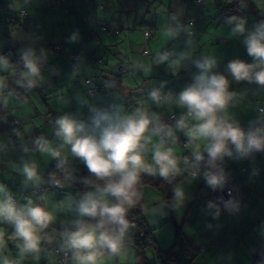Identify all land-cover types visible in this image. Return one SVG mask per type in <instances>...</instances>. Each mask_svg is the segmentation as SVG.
Segmentation results:
<instances>
[{"label":"clouds","instance_id":"9594fccd","mask_svg":"<svg viewBox=\"0 0 264 264\" xmlns=\"http://www.w3.org/2000/svg\"><path fill=\"white\" fill-rule=\"evenodd\" d=\"M31 3L32 0H11L9 7L22 13ZM245 8L247 0H238V9ZM225 24L230 26L227 36L239 39L252 58L251 63L239 58L230 60L226 66L228 75L217 71V56L197 53L193 34L179 14L169 17L164 31L173 40L186 37L184 47L157 52L151 65H131L132 75L148 74L153 66H164L173 75L191 71V82L178 93L167 88V81L152 86L146 93L147 100L157 109L170 113L181 110L173 123L167 122L160 111L145 108L143 99L129 112L123 103L101 105L88 92L74 96L80 108L87 110L86 116L64 112L51 121L55 145L43 133L26 138L16 128L6 139L0 138V157L17 146L27 157L13 165L26 189L38 191L45 183L36 161L31 159L32 153L55 161L59 177L55 173L48 177L53 187L81 186L75 195L60 201L61 209L66 206L75 217L60 226L59 249L69 264H102L104 256L128 254L134 227L129 212L139 203L137 186L142 176H157L173 185V195L165 207L179 211L190 197L177 183L178 177L187 174L194 180L203 178L213 190L223 188L229 175L223 164L226 158L240 160L264 153V108L247 130L229 112L245 98L232 88L233 82L264 88V20L249 27L244 16L232 15ZM80 38L78 31L73 32L68 43ZM49 57L48 49L41 47L38 51L33 46L20 49L15 61L0 54V120L7 119L10 106L23 104L21 94L42 88L59 75L55 66L49 67ZM80 65H73L69 80L80 76ZM105 86L115 88V82L109 81ZM178 130L191 148L183 158L173 151ZM76 159L85 165L88 175L77 174L72 166ZM207 204L209 208L217 207L213 201ZM223 205L230 212L240 209V201L235 198L223 200ZM0 223L10 226L9 239L20 258L39 261L42 245L53 239L48 229L55 218L46 206L44 194L38 193L36 200L27 196L21 203L6 184L0 183ZM7 247L8 240L0 232V264H18L5 254Z\"/></svg>","mask_w":264,"mask_h":264},{"label":"crops","instance_id":"0c3cea01","mask_svg":"<svg viewBox=\"0 0 264 264\" xmlns=\"http://www.w3.org/2000/svg\"><path fill=\"white\" fill-rule=\"evenodd\" d=\"M227 1L230 2L152 0L153 4H150V0H120L117 4L113 0H32L26 9L28 15L34 19V25L27 29L22 20L17 23L6 22V16L15 10L9 7L11 0H0V5L6 7V11L0 13V54L9 49L10 53L3 55L10 56L15 61L20 49L33 46L39 51L43 47L50 52L49 67L55 66L59 70V75L53 76L48 85L31 93L21 94L23 104L10 106L7 119L0 120V123L11 121L26 138L43 133L55 145L57 141L52 136L51 121L56 116L64 112H81L87 115V110L81 109L74 99L77 93H88L87 78H91L93 84L102 86L100 92L92 93L91 98L97 103H123L131 112L143 99L145 108L160 111L167 121L171 113L167 109H157L147 100L146 93L161 81H167V88L178 93L191 82V71H177L173 75L164 66H153L148 74L137 72L132 75L130 67L134 63L151 65L157 52L184 47L186 37L173 40L164 31L169 17L173 14H179L188 25L197 53L218 57L217 71L228 75L226 66L230 60L236 58L251 63L252 58L247 55L242 42L227 36L230 26L225 24L227 15L224 16L226 11L220 4ZM245 9L247 14L244 17L248 20L249 27L264 20V0H247ZM187 17L193 19V23H189ZM103 20L112 21L111 25L114 29H119L120 34L102 31L100 22ZM91 29L98 32L96 37H90ZM147 30L151 33L149 37L145 35ZM76 31L80 34V40L68 43V37ZM14 32L16 35H13ZM59 43H63L65 50L62 52L52 47ZM75 49L81 53V72L76 80H69L68 74L73 67L71 55ZM91 58H102L103 63L93 64ZM117 71L124 73L121 84L115 85V88H107L106 83L112 81L108 78ZM232 88L245 98L231 107L229 112L247 130L256 119L259 107H264V88L245 82H233ZM17 90L22 92L21 89ZM180 111L175 110L178 115ZM176 134L178 140L185 141L182 131L178 130ZM8 136L9 133L0 128V138L6 139ZM178 140L173 151L183 158L190 154L191 148L188 145L183 146ZM30 156L36 161L41 175L45 178L48 166L54 160L49 156L41 157L39 153H32ZM22 157L27 158L18 146L7 156L0 157V183L6 184L21 203L27 196L36 200L34 195L37 192L22 185L21 176L13 167ZM223 164L228 176L240 181L244 188L239 189L235 196L240 201L238 211L230 212L225 208L221 213L218 210L220 206L216 203L217 207L209 208L207 203L212 201L209 196L211 188L206 186L203 178L194 180L192 176L184 174L178 177L177 183L189 194L190 199L185 206L179 211L166 208L173 190L166 197L158 188L146 183L142 185L143 198L140 202L143 215L152 227L158 246L163 250L173 246L178 227L181 237L183 235L188 240H184L181 245L176 244L175 251L193 264H255L257 261L264 264V153L240 160L226 158ZM46 187L44 183L40 189L45 195L48 210L55 218L54 225L69 223L75 217L66 206L61 209L60 197L63 190L59 191L54 187L45 190ZM75 187L71 185L64 188L69 189V194L62 196L64 200L81 190ZM214 216H218V219ZM54 225L48 229L53 235L52 241L42 245L39 261H32L30 258L19 257L17 249L9 239L12 231L10 226L0 223V232L8 240L5 254L26 264H39L47 260L51 262L55 254L54 246L59 245L60 240V232H55ZM147 249H151L156 263L149 261ZM139 250V245L131 242L127 255L102 257V264H136ZM144 254L151 264H162L152 246L146 247ZM58 264L69 262L67 259Z\"/></svg>","mask_w":264,"mask_h":264},{"label":"trees","instance_id":"16d2710c","mask_svg":"<svg viewBox=\"0 0 264 264\" xmlns=\"http://www.w3.org/2000/svg\"><path fill=\"white\" fill-rule=\"evenodd\" d=\"M220 4H221V7L223 8V10L225 9V11H226L225 14H224V16L227 15L226 17L232 16V15L245 16L247 14V9H244L243 11H240L238 9V0H233L232 3L227 1V2H222ZM24 9L26 11V16L25 17H20L19 12L18 11H14V12H12V13H10V14H8L6 16V22L7 23H13V22L17 23L18 21L22 20L23 21L22 23L25 25V27L27 29H30V27H32L34 25V19L31 16L28 15L27 9L26 8H24ZM3 11H6V7L5 6L3 7V6L0 5V13H2ZM9 17H15V20H13L12 22H9ZM186 19H187V21L189 23H193V19H191L189 17H187ZM30 20L33 21V24L30 27H28L27 26V22H29ZM189 20H192V21H189ZM111 22L112 21H110V20L109 21L103 20V22H100V26H101L102 31H106L107 33L114 32L116 34H120V30L119 29H114V27L111 25ZM96 33H98V32L95 31L94 29H91L89 35H90V37H96ZM57 45H60V47L55 49V46H57ZM52 47H53L54 50H56L58 52H62V51L65 50L63 48V43L55 44ZM7 50H9V49H7ZM6 51H4V52H6ZM3 53H1V54H3ZM76 53L79 54V59H80V56H81L80 50H77V49L73 50L72 51V55H71L72 65H74L76 63V61L74 60V57H75ZM147 53H148V51H147ZM79 59H78V62H79ZM91 62L93 64H97V63L98 64H102L103 63V59L102 58H97V59L91 58ZM123 74L124 73L117 71L116 73H113V75L111 77H109L108 79L109 80L111 79L112 81H114L115 85H120L121 84V78H122ZM93 85H95V84H93V81H92V83L89 84V86H93ZM96 86L98 87V92H100L102 90V86L101 85H96ZM0 128H4L9 133V136L12 135L13 129H15V128L18 129L9 120L4 122V123H0ZM13 138H15V137H13ZM72 166L75 167L78 170L77 171L78 175H81V176L88 175L87 168L85 167V165L80 160H78V159L72 160ZM50 173H55L56 176L59 177V173L56 172V170H55V161L48 166V171L45 174V186H47V187H53L52 184H50L48 182V177H49ZM177 181H178V178H177ZM235 181L240 183V181H238V180H235ZM146 183L150 184V185H153L156 188H158L160 191L163 192L164 196H166V197H169V195L172 193V190H173V185L164 182L162 179H160L157 176H142L141 182L137 186L138 190L140 192L139 203L137 204L136 208L132 209L129 212V220L134 225V227L131 229V232H130L131 242H134L135 244L139 245V247H140V250L138 251V253L136 255V257H137V263L136 264H151L147 260V257L144 254L145 248L149 247V246H152L155 249V251L157 252L158 257H159V259H160L162 264H193L191 260L184 259L179 254H177V252L175 251L174 247H175L176 244L181 245L182 243H184V240H188L183 235L181 237V232H180L178 227L176 228L175 241H174V244H173V246L171 248H169L167 250H163L162 248H160L158 246L157 241H156V239L154 237V234H153L152 227L148 224V222L145 219V216L143 215L142 206H141V203H140L142 201V198H143L142 185H144ZM75 186L81 189L80 185L77 184ZM54 188H56V187H54ZM242 189H244L243 186H242ZM57 190L62 191V190H64V188L63 189L57 188ZM38 193L39 194H43L42 193V189L38 190L36 192V194L34 195L36 199H37V194ZM16 198H17V196H16ZM17 200H18V198H17ZM219 206L220 207H219L218 210L222 213L223 210L225 209V207H224V205H219ZM60 226H61V224H56V225L53 226V229L55 230V232L59 233L61 231V227ZM181 240H182V242H180ZM56 248H59V245H55L54 246L55 254H54L53 262L55 261L56 263L49 262L47 260L45 262H39V264H58V263H62L65 260H67V259L61 260V257L56 252ZM259 263H260V261L255 262V264H259ZM18 264H26V263L18 261Z\"/></svg>","mask_w":264,"mask_h":264},{"label":"built area","instance_id":"2783aa9c","mask_svg":"<svg viewBox=\"0 0 264 264\" xmlns=\"http://www.w3.org/2000/svg\"><path fill=\"white\" fill-rule=\"evenodd\" d=\"M200 1H202V0H200ZM19 14H20V17H25L26 16L25 9L22 10V13L19 12ZM13 20H15V17H9V21L10 22H12ZM189 21H192V20H189ZM32 24H33V21H31V20L29 22H27V26L28 27H30ZM145 35L148 37L150 35V32L148 30L145 31ZM59 47H60V45H57V46H55V49H57ZM7 53H10V51L7 50L6 52H4V54H7ZM78 59H79V54L76 53L75 54V57H74V60L76 61V63L78 62ZM86 82L88 84H91L92 83L91 78H87L86 79ZM97 91H98V87L96 85L89 86V88H88V92L95 93ZM107 105H109V104H107ZM262 108H264V107L263 106H260L259 107V110L262 109ZM174 116H178V113H176V112L175 113H171L168 116V118H167V122L173 123L174 122ZM178 141L183 146H187V144L185 143V141L183 139H180ZM240 188H242V185L239 182L233 180L232 178H230L228 176L227 177V180H226V183H225V186L223 188H217L215 190L210 189L209 190V196H210L211 200L214 203H217L219 205H223V200H225V201L232 200L235 197V195L237 194V191ZM56 252L61 257V260L67 259V257L60 251L59 248H56Z\"/></svg>","mask_w":264,"mask_h":264},{"label":"rangeland","instance_id":"374dc122","mask_svg":"<svg viewBox=\"0 0 264 264\" xmlns=\"http://www.w3.org/2000/svg\"><path fill=\"white\" fill-rule=\"evenodd\" d=\"M115 3H117V4H119V2H120V0H113ZM150 4H153V2H152V0H150V2H149ZM141 10V9H140ZM151 10H153V11H155V8H153V7H151ZM130 14H132V13H130ZM50 188H52V187H46L45 188V190H48V189H50ZM76 188V187H75ZM68 195L69 194V189L68 190H63V195ZM62 195V196H63ZM60 197L61 198V200L63 201L64 199H63V197ZM147 254H148V258H149V261H151L152 263H156V257H154V254H152V252H150L151 251V249H147ZM105 257V256H104ZM51 262H53V260H51Z\"/></svg>","mask_w":264,"mask_h":264}]
</instances>
